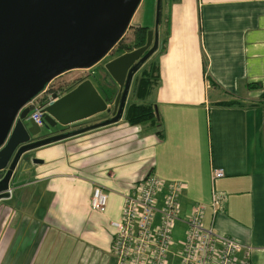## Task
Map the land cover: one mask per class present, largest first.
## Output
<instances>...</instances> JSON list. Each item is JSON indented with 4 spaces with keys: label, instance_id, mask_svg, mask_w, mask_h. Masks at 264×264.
I'll use <instances>...</instances> for the list:
<instances>
[{
    "label": "crops",
    "instance_id": "1",
    "mask_svg": "<svg viewBox=\"0 0 264 264\" xmlns=\"http://www.w3.org/2000/svg\"><path fill=\"white\" fill-rule=\"evenodd\" d=\"M159 7L150 58L158 79L144 98L157 127L121 115L36 148L41 161L16 168L0 198V264H113L108 220L119 215L120 190L147 172L180 181V216L203 203V223L249 246L251 264H264V0ZM228 99L239 103L217 102ZM213 168L223 175L212 179ZM94 184L107 192L101 211L89 205ZM211 185L224 194L214 213Z\"/></svg>",
    "mask_w": 264,
    "mask_h": 264
},
{
    "label": "water",
    "instance_id": "2",
    "mask_svg": "<svg viewBox=\"0 0 264 264\" xmlns=\"http://www.w3.org/2000/svg\"><path fill=\"white\" fill-rule=\"evenodd\" d=\"M139 1L0 0V171L4 170L0 198L9 196L7 187L26 151L84 129L51 133L53 126L100 111H110V116L88 127L121 117L139 64L159 45L160 0L155 1L154 23L146 28L143 44L103 62L108 82L98 70V76L92 74L95 81L87 75L59 95L52 92V101L41 108L40 125L26 116L24 104L60 72L88 68L107 54L129 25ZM112 84H117V90L108 94L106 88Z\"/></svg>",
    "mask_w": 264,
    "mask_h": 264
},
{
    "label": "built area",
    "instance_id": "3",
    "mask_svg": "<svg viewBox=\"0 0 264 264\" xmlns=\"http://www.w3.org/2000/svg\"><path fill=\"white\" fill-rule=\"evenodd\" d=\"M56 76L24 104L28 107L26 116L38 125L42 123V106L52 101L51 93L57 92L59 95L64 91L60 90L64 83L78 80L71 76L53 81ZM222 175L220 168L211 171L212 179ZM163 184L158 175L147 172L128 188L120 190L122 204L119 215L108 220L112 229L113 264H171L174 257L175 264H233L239 251L243 253L241 264H251L249 246L203 223V203L194 202L188 213L179 215L180 181L171 180ZM7 191L10 194V185ZM160 192L161 196H158ZM223 196L211 185L210 205L213 213ZM106 201L107 192L101 185L94 184L89 196L90 207L101 211ZM177 220L183 223L184 228L181 238L175 242L171 238V231Z\"/></svg>",
    "mask_w": 264,
    "mask_h": 264
},
{
    "label": "trees",
    "instance_id": "4",
    "mask_svg": "<svg viewBox=\"0 0 264 264\" xmlns=\"http://www.w3.org/2000/svg\"><path fill=\"white\" fill-rule=\"evenodd\" d=\"M161 11L159 9V19L160 21ZM148 28L146 25L142 24H132L131 25V35L132 39L130 41L123 42L122 40L116 41V46L118 51L129 50L137 47L144 42L145 30ZM163 44V39H161V45ZM156 61L149 59L145 63H141L138 70L135 72L133 77V85L130 89L131 95L133 97L125 106L123 110V120L129 124H140L147 123L153 127H157L158 116L155 111L154 106L149 101L144 100L145 96L151 90V88L156 84L158 79V71L156 66ZM83 76H78V80ZM134 99H140V101H135ZM220 104H237V100L228 99L217 101ZM156 132H159L158 130Z\"/></svg>",
    "mask_w": 264,
    "mask_h": 264
},
{
    "label": "rangeland",
    "instance_id": "5",
    "mask_svg": "<svg viewBox=\"0 0 264 264\" xmlns=\"http://www.w3.org/2000/svg\"><path fill=\"white\" fill-rule=\"evenodd\" d=\"M155 1L156 0H140L137 7L134 9L132 15H131V18H130V21H129V25L127 26V28L125 29V31L123 32V34L121 35V37L119 38V40H122L123 42H126V41H129L130 38H131V25L132 24H148L149 26H153V23H154V10H155ZM147 18V19H146ZM116 43L113 45L115 46ZM112 46V47H113ZM108 56H103L101 59H99L95 64L91 65L90 66V69H92L93 71L96 70L98 71V66L100 63H102L103 60L107 59ZM151 54H149V56L144 60L143 63H145L147 60H149L151 58ZM142 63V64H143ZM82 69H77V68H74V69H70L68 71H65L64 73H62L61 75H57L55 77V79L53 81H56L58 79H65V78H69L71 76H82L83 73H82ZM134 77V76H133ZM133 85V78L131 80V83H130V87H129V91H128V94L126 96V99H125V103H124V106L125 104L132 100L133 97L131 95V87ZM146 99V97H145ZM135 101H140V99H134ZM106 113L104 111H100V112H97V113H94L88 117H85V119H79V120H76V121H73L71 123H68L67 124V127H76V126H85V125H88V124H91V123H94L95 121H98L100 120ZM84 122H86V124L82 125ZM73 130V129H72ZM38 148V147H36ZM36 148H32L28 151H26L18 160V163H17V166L16 168H18L20 171L26 169V165L27 163H29L33 157L35 158H40L36 153L37 150H35ZM41 159V158H40ZM32 162V161H31ZM179 227L180 225L177 223L174 228L172 229L171 231V238L173 241H178L180 238H181V233L179 232Z\"/></svg>",
    "mask_w": 264,
    "mask_h": 264
},
{
    "label": "flooded vegetation",
    "instance_id": "6",
    "mask_svg": "<svg viewBox=\"0 0 264 264\" xmlns=\"http://www.w3.org/2000/svg\"><path fill=\"white\" fill-rule=\"evenodd\" d=\"M131 37H132V35H131ZM132 38H130V40H131ZM129 40V41H130ZM130 50V49H129ZM123 51H127V50H123ZM123 51H118L117 50V46L115 45V46H113L109 51H108V53L107 54H105V56H108L107 57V59H109V58H111V57H113V56H115V55H117V54H119V53H121V52H123ZM107 59H105V60H103L102 61V63H100L99 64V66H98V70H101V76H99V77H101V79H103V81L104 82H108L109 80H110V77H109V75L105 72V70L103 69V66H102V64H103V62L104 61H106ZM139 66H140V64H139ZM77 81L74 79V80H72V81H68V82H66V83H64L62 86H61V88H60V90H68L69 88H71L75 83H76ZM110 84V83H109ZM117 84H112V86H110V87H108V88H106V91H107V93L109 94V92H114V91H116L117 90ZM109 102V101H108ZM109 105H110V108H111V103L109 102ZM106 114L101 118V119H103V118H105V117H109L110 116V111H104ZM100 119V120H101ZM78 129V128H80L79 126H76V127H73V128H69V127H67V124H56L55 126H53L52 128H51V133H54V132H59V131H70V130H72V129ZM42 132H45L44 130H42ZM38 136H36V138H37ZM35 138V139H36ZM32 139H34V138H31V139H29V140H32ZM3 171L4 170H1L0 171V177L2 176V174H3Z\"/></svg>",
    "mask_w": 264,
    "mask_h": 264
}]
</instances>
